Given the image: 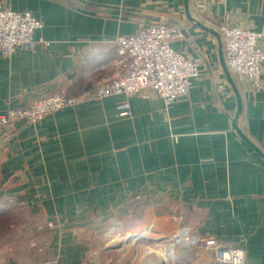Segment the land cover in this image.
Segmentation results:
<instances>
[{
	"label": "crops",
	"instance_id": "1",
	"mask_svg": "<svg viewBox=\"0 0 264 264\" xmlns=\"http://www.w3.org/2000/svg\"><path fill=\"white\" fill-rule=\"evenodd\" d=\"M213 2L198 11L188 0V12L216 32L221 21L264 32V0ZM0 6L29 11L41 22L34 38L46 42L0 54V113L63 87L73 95L92 90L113 74L114 41L149 22L178 25L182 37L170 45L197 60L200 71L187 95L168 104L137 94L79 98L36 123L0 127V216L28 219L24 234L11 225L8 235L0 229V264H38L49 251L27 249L32 240L49 246L58 264H100L88 253L101 246L95 237L122 222L125 230L149 226L166 240L150 264L208 263L209 254L167 248L180 230L241 248L244 264H264V87L256 92L234 80L237 128L252 147L232 125L236 97L217 38L189 20L184 0H0ZM258 44L264 47V36ZM120 101L129 115L119 113Z\"/></svg>",
	"mask_w": 264,
	"mask_h": 264
},
{
	"label": "built area",
	"instance_id": "2",
	"mask_svg": "<svg viewBox=\"0 0 264 264\" xmlns=\"http://www.w3.org/2000/svg\"><path fill=\"white\" fill-rule=\"evenodd\" d=\"M198 11H209L213 0H191ZM41 22L29 11H15L0 6V54L10 56L17 48L34 50L38 44H46L34 38V31ZM224 63L232 79L249 84L253 91L264 87V47L258 42L264 32L244 30L221 21L217 27ZM182 37L178 25L165 22H149L139 26L135 33L118 37L114 41L112 58L113 76L102 79L95 87L82 94H70L61 88L52 95L34 99L27 106L8 109L0 120L9 123L22 120L36 123L47 114L54 113L82 99L137 94L148 98L158 96L166 104L187 95L192 79L199 76V63L184 52L173 49L170 41ZM117 108L121 115H129L128 103L120 101ZM6 124V123H5ZM135 241L145 239L136 234ZM148 240V239H147ZM33 246L36 243H31ZM168 247L180 245L192 248L196 256L210 255L207 264H244L241 248L219 244L214 238L202 237L180 230L168 238ZM39 248L38 250H40ZM169 255V251L165 252ZM38 264H55L53 260H41ZM150 264V262H146Z\"/></svg>",
	"mask_w": 264,
	"mask_h": 264
},
{
	"label": "rangeland",
	"instance_id": "3",
	"mask_svg": "<svg viewBox=\"0 0 264 264\" xmlns=\"http://www.w3.org/2000/svg\"><path fill=\"white\" fill-rule=\"evenodd\" d=\"M64 88H66V91H68L67 87H64ZM49 95H52V94H49ZM39 98H42V97H39ZM32 101H30L29 103H31ZM4 116L5 115L0 113V120L4 119L3 118ZM11 122L12 121H10L9 123L5 122L6 124L1 123L3 125H0V127L7 126ZM27 221L28 219L25 215H21V216L17 215L16 218L14 217V219H11L7 216L5 217L0 216V229L5 230L7 228L9 230V227L11 225L12 230L17 235L18 234L21 235V234H24V232H26V231H23L24 229L23 227H24V224L25 225L27 224ZM122 225L127 226V224L123 222H122ZM122 225L121 226L119 225L118 228H116L115 230L109 229V230L99 232L98 233L99 235H97L95 239L100 242L101 246L97 247V251L91 250L92 252H88V253H90V255L95 256L96 260H98L100 264H138V263L146 264V262H149V261H152V259H155L156 254H158L159 252L158 244L160 243L163 244L166 240H164V238L162 239L156 238L153 235V231L149 230V226H147V228L143 230L132 231V230H125L124 228L122 229L121 228L123 227ZM48 227H53L52 223H49ZM3 233H5V235H8V232L6 230L3 231ZM140 233L144 235L145 239L135 241L136 239L134 236ZM32 241H30L29 245L26 247L27 249L37 248L38 250L39 248H41L38 251L40 252L49 251V253H46V255L42 257V259H40V261L47 259V260H53L55 264H58L57 258L53 256L49 246H46L45 243H43L42 245L36 244L35 246H33L31 244ZM22 245L24 246L25 243H22ZM107 248H110V249L107 250Z\"/></svg>",
	"mask_w": 264,
	"mask_h": 264
},
{
	"label": "water",
	"instance_id": "4",
	"mask_svg": "<svg viewBox=\"0 0 264 264\" xmlns=\"http://www.w3.org/2000/svg\"><path fill=\"white\" fill-rule=\"evenodd\" d=\"M184 7H185V10H186V14H187V17L189 18V20L193 23V24H195V25H197V26H199V27H201V28H203V29H205V30H208L209 32H211L212 34H214L215 36H216V38H217V41H218V47H219V54H220V59H221V65H222V67H223V70H224V72H225V74H226V76H227V79L229 80V82L231 83V85H232V88H233V91H234V94H235V97H236V104H237V107H236V113H235V115L233 116V118H232V125H233V128L235 129V131H237L238 132V134L241 136V138L245 141V142H247L249 145H251L252 147H254V145L238 130V128H237V119H238V117H239V115H240V112H241V101H240V95H239V93H238V90H237V88H236V85H235V82H234V80L232 79V77H231V75L229 74V72H228V69H227V67H226V65H225V63H224V60H223V56H222V44H221V39H220V36H219V33L218 32H216L215 30H213V29H211V28H208V27H206V26H204V25H202V24H200L197 20H195L194 18H192L191 16H190V14H189V12H188V0H184ZM256 149V148H255ZM260 154H262L258 149H256ZM264 156V155H263Z\"/></svg>",
	"mask_w": 264,
	"mask_h": 264
},
{
	"label": "bare ground",
	"instance_id": "5",
	"mask_svg": "<svg viewBox=\"0 0 264 264\" xmlns=\"http://www.w3.org/2000/svg\"><path fill=\"white\" fill-rule=\"evenodd\" d=\"M171 254V253H170Z\"/></svg>",
	"mask_w": 264,
	"mask_h": 264
}]
</instances>
